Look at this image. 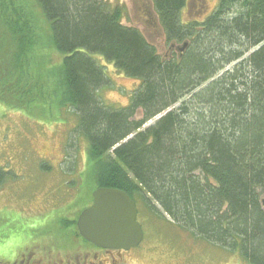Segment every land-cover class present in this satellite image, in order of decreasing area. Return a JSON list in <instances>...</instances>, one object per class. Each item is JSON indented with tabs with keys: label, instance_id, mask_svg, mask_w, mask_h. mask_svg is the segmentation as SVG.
<instances>
[{
	"label": "trees",
	"instance_id": "trees-1",
	"mask_svg": "<svg viewBox=\"0 0 264 264\" xmlns=\"http://www.w3.org/2000/svg\"><path fill=\"white\" fill-rule=\"evenodd\" d=\"M108 1L35 0L50 22L49 42L64 55L60 65L38 69L28 13L0 0V105L66 120L68 148L77 152L83 142L87 163L77 171L75 152L63 169L79 172L73 188L91 182V200L98 188L123 190L140 216L264 264V0H220L209 17L189 21L188 0H146L142 13L157 19L166 57ZM94 55L140 83L126 108L101 101L110 83ZM10 176L0 166V185ZM82 200L62 210L55 237L44 233L56 217L47 211L22 234L8 216L15 228L4 227L5 238L1 229L0 242L81 239L77 217L90 205L80 207Z\"/></svg>",
	"mask_w": 264,
	"mask_h": 264
},
{
	"label": "rangeland",
	"instance_id": "rangeland-1",
	"mask_svg": "<svg viewBox=\"0 0 264 264\" xmlns=\"http://www.w3.org/2000/svg\"><path fill=\"white\" fill-rule=\"evenodd\" d=\"M145 1L109 0L108 3L111 9H124L122 23L139 28L161 57H166L169 48L157 19L152 13H142V4ZM16 2L17 7L28 13V18L32 21L36 43L33 51L34 64H38V69L42 67L51 69L60 65L64 55L57 53L49 42L52 34L50 22L45 18L39 5L35 0H16ZM219 4L220 0H188V7L182 13L183 19L184 21L204 20ZM93 58L104 69L110 83L99 90L101 101L116 110L126 108L140 83L125 78L101 56L94 55ZM49 121L35 120L26 117L23 113L5 110L0 105V166L11 175L3 185H0V226L3 225L0 230L3 229L1 232L3 238L9 233L7 229L10 224L19 225L17 228L13 227L16 233L22 234L29 229L30 222L36 219L35 215L47 211L54 212L56 217L46 227L44 233H47V237H55L56 226L59 223L57 219L64 215L63 209L77 202L80 194L83 196V204L78 203L80 207L88 206V203L92 202L88 195L91 182L87 180L86 189H84L86 186L84 180L80 188L78 185L73 188L70 183L72 179L77 178L78 181L80 179L78 173L86 167L87 151L84 143L81 142L79 145L77 143V152L75 149H71L73 150L71 152L68 148L71 126L60 124L66 122L64 119L57 124ZM75 152L76 169L79 172H74L72 175L64 172V169ZM43 164L47 167L45 170L42 168ZM8 216L15 221L10 223ZM138 224L141 225L145 236L141 246L124 255L123 260L129 261V264H246L235 253L217 248L203 240H193L188 234L185 235L172 228L170 222L166 220L153 222L145 213L143 216H138ZM13 227L11 226L12 229ZM73 238L74 244H79L80 240ZM41 240L46 242L49 239ZM4 245L0 242V260L6 259L7 255L11 254V250L5 253Z\"/></svg>",
	"mask_w": 264,
	"mask_h": 264
},
{
	"label": "water",
	"instance_id": "water-1",
	"mask_svg": "<svg viewBox=\"0 0 264 264\" xmlns=\"http://www.w3.org/2000/svg\"><path fill=\"white\" fill-rule=\"evenodd\" d=\"M187 44L179 46V53ZM93 205L83 211L77 222L79 233L88 243L108 250L130 251L144 240L137 222V203L123 190L98 188ZM264 205V203H263Z\"/></svg>",
	"mask_w": 264,
	"mask_h": 264
},
{
	"label": "flooded vegetation",
	"instance_id": "flooded-vegetation-1",
	"mask_svg": "<svg viewBox=\"0 0 264 264\" xmlns=\"http://www.w3.org/2000/svg\"><path fill=\"white\" fill-rule=\"evenodd\" d=\"M21 240L14 238L3 246L5 253L11 250V254H6L7 258L0 260V264H129V261L123 260L124 255L134 251L99 248L82 237L78 239L79 244H63L55 240L25 243V239L20 244Z\"/></svg>",
	"mask_w": 264,
	"mask_h": 264
},
{
	"label": "bare ground",
	"instance_id": "bare-ground-1",
	"mask_svg": "<svg viewBox=\"0 0 264 264\" xmlns=\"http://www.w3.org/2000/svg\"><path fill=\"white\" fill-rule=\"evenodd\" d=\"M79 217H80V214H79V216L77 217V220L79 219Z\"/></svg>",
	"mask_w": 264,
	"mask_h": 264
}]
</instances>
